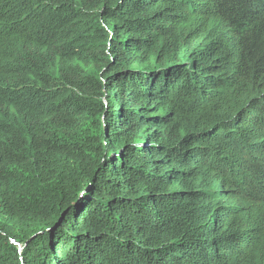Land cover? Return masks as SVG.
<instances>
[{
    "label": "trees",
    "instance_id": "16d2710c",
    "mask_svg": "<svg viewBox=\"0 0 264 264\" xmlns=\"http://www.w3.org/2000/svg\"><path fill=\"white\" fill-rule=\"evenodd\" d=\"M0 264H264V0H0Z\"/></svg>",
    "mask_w": 264,
    "mask_h": 264
}]
</instances>
